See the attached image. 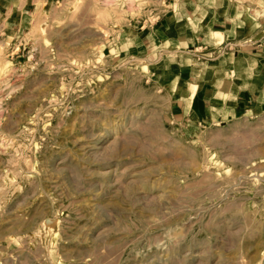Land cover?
<instances>
[{"label": "rangeland", "instance_id": "obj_1", "mask_svg": "<svg viewBox=\"0 0 264 264\" xmlns=\"http://www.w3.org/2000/svg\"><path fill=\"white\" fill-rule=\"evenodd\" d=\"M169 7L49 0L18 33L0 8V264H264V112L183 128L114 50Z\"/></svg>", "mask_w": 264, "mask_h": 264}, {"label": "crops", "instance_id": "obj_2", "mask_svg": "<svg viewBox=\"0 0 264 264\" xmlns=\"http://www.w3.org/2000/svg\"><path fill=\"white\" fill-rule=\"evenodd\" d=\"M48 1L0 0L8 32L21 31ZM122 32L114 50L138 47L183 128L226 125L264 112V0H170L146 29L128 26ZM197 45V62L155 68L162 50L194 51Z\"/></svg>", "mask_w": 264, "mask_h": 264}, {"label": "bare ground", "instance_id": "obj_3", "mask_svg": "<svg viewBox=\"0 0 264 264\" xmlns=\"http://www.w3.org/2000/svg\"><path fill=\"white\" fill-rule=\"evenodd\" d=\"M146 1L147 0H134V2H136V4H137V6L138 7H142L145 3H146ZM122 11V10H121ZM185 52V51H184ZM175 53V52H174ZM183 61H185V60H183ZM186 61H188V62H190V61H192L193 63H195V59H192V60H186ZM185 61V62H186ZM7 63H9V62H5V63H3V66L4 65H7ZM191 87H192V85H191ZM193 89V88H192ZM188 102H190L191 101V96H189L188 97V100H187Z\"/></svg>", "mask_w": 264, "mask_h": 264}]
</instances>
